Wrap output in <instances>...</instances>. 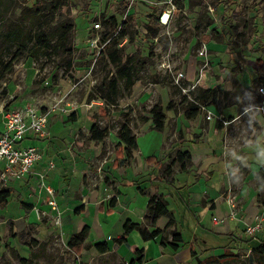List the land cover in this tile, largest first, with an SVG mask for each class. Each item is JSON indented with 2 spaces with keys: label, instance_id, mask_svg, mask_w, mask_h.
I'll list each match as a JSON object with an SVG mask.
<instances>
[{
  "label": "rangeland",
  "instance_id": "rangeland-1",
  "mask_svg": "<svg viewBox=\"0 0 264 264\" xmlns=\"http://www.w3.org/2000/svg\"><path fill=\"white\" fill-rule=\"evenodd\" d=\"M42 1L45 11L36 8ZM49 1L0 0V133L8 115L33 108L48 113L49 120L55 114L70 118L84 108L101 129L119 131L126 121L132 130L148 119L155 127L151 111L159 105L167 115V149L182 140L187 143L193 134L208 147L209 133L222 125L211 157L221 164L223 182L231 186L225 195L229 218L239 221L253 195L263 212L256 224L236 234L244 242L212 230L207 232V247L199 245L197 255L205 260L231 250L233 258L212 264H264V256L256 252L264 231V161L252 168L235 160L225 163L230 156L253 159L264 148V0H233L230 9L220 0H138L133 5L131 0ZM164 14L169 15L167 24L161 20ZM151 15L159 20L156 33L146 30ZM96 23L101 24L98 30ZM110 33L107 44L118 39L116 50L124 64L131 60L125 67L136 79L130 91L120 82L116 104H108L95 91L116 76L110 51L106 47L95 61L97 54L87 45L89 38L102 40ZM41 35L48 36V46H40ZM192 105L201 113L190 121L186 114ZM259 138V149L240 152ZM178 153L170 152V159L178 160ZM37 178L36 187L45 197L40 195L43 202L32 206L29 226L20 231L12 222L0 224V264H125L116 254L95 258L89 253L87 263L74 254L72 237L62 228L56 191H47L51 185L44 175ZM49 199L56 203L50 211L42 204ZM10 203L8 212L17 216L16 198Z\"/></svg>",
  "mask_w": 264,
  "mask_h": 264
},
{
  "label": "crops",
  "instance_id": "crops-1",
  "mask_svg": "<svg viewBox=\"0 0 264 264\" xmlns=\"http://www.w3.org/2000/svg\"><path fill=\"white\" fill-rule=\"evenodd\" d=\"M74 114L70 118L58 114L51 116L46 138L30 136L22 143V146L37 147L42 159L25 179L10 185L11 197L0 206L1 226L12 222L20 231L29 226L32 206L45 197L44 192L40 196L42 194L36 187L40 181L38 175H44L47 185L56 191L63 218L62 228L67 238L72 237L69 244L76 234L88 229L85 240L71 247L74 254L86 263L91 253L95 258L116 254L125 264H130L136 257L130 246L137 245L144 251L143 264H195L197 259L193 253L197 254L199 245L207 247V232L210 234L215 230L220 233L218 236L229 239L232 233L237 234L260 219L263 210L254 195L243 205L239 221L229 218L230 207L225 195L231 186L227 181L223 182L225 175L219 172L221 164L211 157L219 136L216 132L222 130V125L209 133L208 147L201 145L205 139L193 134L191 139H187L191 144L182 140L177 147L173 145L174 149H167L165 129L156 130L148 119L138 129H133L138 149L128 153L119 138L118 129H108L102 141L94 140L91 133L96 124L95 118L91 117L94 115L84 108L81 113ZM81 116H87L84 126L81 125ZM260 145H263L261 138L249 147L243 145L244 151L241 147L240 152L247 148L257 150ZM174 150L190 152L191 159L182 161L184 168L179 159H170L169 154ZM263 151L253 159L245 156L237 161L230 156L225 163L230 165L235 160L244 168L251 163L249 166L252 168L264 161ZM51 161L55 163L54 170L49 169ZM253 161L257 163L253 164ZM32 191L37 195L28 194ZM155 196L165 197L173 219L162 216L153 226L146 217L150 200ZM12 198H16L17 216L8 212ZM50 201L52 199L42 203L49 211ZM128 221L140 224L151 233L158 229L163 233L151 241H145L137 230L125 236L124 227ZM175 233L182 234L184 239L177 250L173 241ZM260 235L264 240V231ZM100 242L107 243V253L96 251L95 245Z\"/></svg>",
  "mask_w": 264,
  "mask_h": 264
},
{
  "label": "trees",
  "instance_id": "trees-1",
  "mask_svg": "<svg viewBox=\"0 0 264 264\" xmlns=\"http://www.w3.org/2000/svg\"><path fill=\"white\" fill-rule=\"evenodd\" d=\"M54 0H50L49 2H53ZM221 3H224L228 9H230L231 4L233 3V0H220ZM45 1L39 2L36 8L40 9L41 11H45L44 5ZM234 12V11H233ZM233 12L231 13L233 16H236V14ZM150 22L147 25V31L156 33L158 31V25H159V20L158 18L154 17L151 15L150 17ZM114 20V19H113ZM116 30V29H115ZM114 34V33H113ZM112 34H107L104 35L102 38L103 42H107ZM124 36V35H122ZM39 43L40 46H48V36L47 35H41L39 38ZM118 45V39H112L108 44H107V50L110 51L109 53V58L110 61L113 65H115V68L117 69L116 76L113 78H110L108 82L104 81L101 85L97 86L95 91L96 94L99 95L102 99L106 100V102L109 104H116L115 96L119 95L120 93V82L124 80L125 85L124 88L126 91H130L136 82V79H134V75L132 70L127 67L130 61L128 63L124 64L123 59L121 56H119V51L116 50ZM131 58V57H130ZM18 57L13 59L11 63H9L8 67L9 69L6 70V72H10L14 66V64L17 62ZM194 109L186 114V118L190 121L195 120L199 115H200V108L198 106L192 105ZM173 108L171 105L168 106V110H172ZM152 114V120L155 124V129L158 131H164L165 129V122L167 119L166 113L163 111L162 107L159 105H155L151 111ZM92 138L97 141H102L108 134V129H101L97 124H95L92 129ZM119 138L121 141L126 145V151L130 153L132 150H137L138 149V143H137V137L134 135L132 128L130 127L129 123L126 121V123H123L118 131ZM179 161L182 163V168L185 167V164L182 162L183 160H189L191 159L190 152H181L178 156ZM154 160L155 158H149V160ZM11 197V191L10 190H2L0 191V206L3 205L4 203H7L9 198ZM148 216L146 217L147 221L151 223V225L155 226L157 220L162 217V216H168L171 219H173L172 213L169 210V203L165 199L164 196H155L152 197L149 203L148 207ZM173 220H171V225H172ZM139 231L140 234L142 235L143 239L145 241H151L159 237L163 231L161 230H156L154 232H149L147 229H144L141 227L140 224L137 223H132L128 221L125 224L124 227V235L128 236L131 234L133 231ZM88 234V229L83 230L80 234H76L73 239L70 242L71 247H76L78 244H81L85 238L87 237ZM220 234H217V236ZM236 234L232 233L230 237H234L235 241H241L239 237ZM173 241L175 242L174 247L177 250L178 244L183 243V235L175 233L173 235ZM248 242V241H246ZM177 244V245H176ZM136 255L135 259L131 261L130 264H143L145 256H144V251L139 249L137 245H131L130 246ZM228 248V247H227ZM95 249L99 254H105L109 251V247L106 242H100L95 245ZM192 250V248H191ZM255 250V249H254ZM257 253H260L262 256H264V240L260 244V246L256 249ZM193 256L198 260L197 264H212L216 261H220L221 258H228L231 257L233 258L235 254L231 250L225 251V253L221 257H216V256H211L208 259L201 260L199 259L198 255L196 253H193Z\"/></svg>",
  "mask_w": 264,
  "mask_h": 264
},
{
  "label": "built area",
  "instance_id": "built-area-1",
  "mask_svg": "<svg viewBox=\"0 0 264 264\" xmlns=\"http://www.w3.org/2000/svg\"><path fill=\"white\" fill-rule=\"evenodd\" d=\"M138 0H131L133 5ZM165 16V17H164ZM163 24L169 21V15L161 18ZM95 30L101 28L100 23L94 25ZM87 45L95 52L97 61L107 47V42L101 38L87 40ZM66 111V110H65ZM49 114L41 113L36 108L28 109L25 113L8 115L5 121V130L0 133V191L10 190L12 183L25 179L33 172L42 155L35 146H22L28 137L44 139L48 136ZM55 163H49V169H54ZM47 191L54 195L52 187L46 186ZM50 204L56 208L52 200Z\"/></svg>",
  "mask_w": 264,
  "mask_h": 264
}]
</instances>
